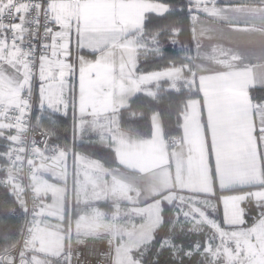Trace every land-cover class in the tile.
<instances>
[{
	"label": "snow or ice",
	"instance_id": "snow-or-ice-1",
	"mask_svg": "<svg viewBox=\"0 0 264 264\" xmlns=\"http://www.w3.org/2000/svg\"><path fill=\"white\" fill-rule=\"evenodd\" d=\"M0 264H264V0H0Z\"/></svg>",
	"mask_w": 264,
	"mask_h": 264
}]
</instances>
